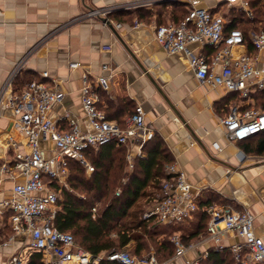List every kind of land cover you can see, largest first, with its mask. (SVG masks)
I'll return each instance as SVG.
<instances>
[{
	"label": "built area",
	"instance_id": "obj_1",
	"mask_svg": "<svg viewBox=\"0 0 264 264\" xmlns=\"http://www.w3.org/2000/svg\"><path fill=\"white\" fill-rule=\"evenodd\" d=\"M163 1L107 5L90 9L83 17L109 18L117 10ZM190 1L189 13L179 22L156 26L157 42L168 53L184 54L200 83L213 88L221 86L239 95L240 100L234 101L221 118L228 139L245 140L264 131V104L258 106L254 101V94H264V29L244 32L240 27L228 28L230 20L220 9L212 10L201 6L198 0ZM226 1L238 2L252 17L245 0ZM118 26L121 24L117 23ZM204 48H212L213 52L209 55ZM79 65L72 62L70 67ZM22 67V62L17 63L0 88V119L7 121L5 127H0V186L5 180L12 183L10 193L0 198V227L11 230L0 240V246H10L15 240L23 242L2 264H29L34 252L44 254L45 264H99L102 260L120 264H164L153 253L137 254L123 248L94 256L71 232L57 229L54 222L62 189L69 187L70 159H78L92 170L93 165L84 150L116 141L127 148L129 167L133 168V148L141 155L144 144L156 134L155 128L146 121L143 106H135L125 125L109 119L100 105L98 90L110 88L112 75L92 80L85 73L81 98L90 126L84 128L82 118L75 113L66 111L52 116L65 97L54 85L32 79L16 89L14 83ZM103 68L110 67L104 64ZM42 76L47 77L48 73L43 72ZM214 146L219 147V143L215 142ZM166 172L170 177L163 180L161 193L150 203L144 217H155L162 224L182 222L199 208L201 190L176 162L167 164ZM207 213L208 235L218 246L222 248L224 235L232 232L239 238L230 246L236 261L264 264V238L255 229L252 212L230 205H215L209 206ZM171 241L176 247V256H184L195 247V244H186L178 233L171 236ZM208 254L203 251L201 256L206 258ZM199 257L187 260L186 264H200Z\"/></svg>",
	"mask_w": 264,
	"mask_h": 264
},
{
	"label": "crops",
	"instance_id": "obj_2",
	"mask_svg": "<svg viewBox=\"0 0 264 264\" xmlns=\"http://www.w3.org/2000/svg\"><path fill=\"white\" fill-rule=\"evenodd\" d=\"M135 1L140 0H0V88L14 66L22 62L23 67L18 74L26 73L32 79L46 81L65 93L63 101L52 112L53 117L69 111L79 115L83 127L89 128L81 98L84 74H89L92 80L112 75L110 88L98 90L101 107L105 110L102 92L112 99L127 97L133 100L135 106L141 104L146 121L155 128L173 154V162L201 190L199 208L191 215V221L181 230L171 229L172 235L178 233L183 239L191 234L205 213L207 216L209 206L230 205L252 212L255 229L264 238V144L258 147L264 133L233 141L227 138L221 123L230 105L239 101V95L227 92L221 86L213 88L200 83L184 54L168 53L156 40L158 22L155 16L143 19L134 11L137 8L117 10L109 15L114 29L102 20L103 17H83L93 8ZM165 1H180L189 8L192 6L190 0ZM165 1L144 8L156 10L157 4ZM225 2L198 0L201 6L212 10L224 7ZM245 5L249 6L247 2ZM239 6L244 10L242 5ZM117 23L121 26L117 27ZM204 49L209 55L213 52L212 48ZM72 62H78L79 67L71 68ZM104 64L110 68H103ZM43 72H47L48 76L43 77ZM154 82L170 98L176 110L165 101ZM254 101L258 106L264 104V94H254ZM129 114L125 116L123 125ZM112 120L119 123L116 119ZM6 124V120L0 119L1 128ZM215 142L219 143V147L214 146ZM124 148L126 170L131 173L136 158L144 157L146 152L143 148L140 155L133 148L134 166L130 169L127 148ZM92 170L87 169L89 173ZM11 184L10 180L2 183L0 198L10 193ZM68 186L66 189L72 190L69 181ZM60 201H63V196ZM0 228L5 230L8 227ZM238 241L234 233L227 232L221 248L209 237L207 229L200 237L185 242L195 244L194 248L184 256H176L175 253L167 264H186L187 260L199 255L202 264L213 250L228 252L235 263L240 264L230 250V246ZM22 243V240H15L10 246H0V264ZM120 248L137 254L148 251L134 240ZM203 251L209 253L206 258L201 256ZM46 259L42 253L44 264Z\"/></svg>",
	"mask_w": 264,
	"mask_h": 264
},
{
	"label": "trees",
	"instance_id": "obj_3",
	"mask_svg": "<svg viewBox=\"0 0 264 264\" xmlns=\"http://www.w3.org/2000/svg\"><path fill=\"white\" fill-rule=\"evenodd\" d=\"M248 1L253 16H248L239 5L233 6L230 16L227 15L230 20L228 28L240 27L244 32L264 29V0ZM168 6L172 8L169 9ZM134 11L143 19L155 16L158 25H161L179 22L189 13L190 8L184 2L165 1L157 4L156 10L143 7ZM31 77L26 73L18 74L15 88H22L26 82L32 80ZM101 94L105 99L107 117L116 119L123 125L125 116L135 108L133 100L127 97L112 99L105 92ZM262 133L264 131L251 137ZM263 144L264 139H260L258 147H263ZM143 148L146 154L136 158L131 173L126 170V150L116 141L84 150L87 160L94 167L89 176L85 174V165L78 159H70L68 181L73 189H62L63 201H60L61 209L55 217V227L77 236L78 239H75L94 256L116 250L131 240L148 249L145 238L154 241L160 257L166 255L160 262H166V259L169 260L175 255L176 247L170 240L173 230H163L155 217H144L147 206L161 193L163 180L170 177L166 172V165L172 163L174 157L158 133ZM74 188L79 193H75ZM118 189H121L119 193ZM208 220L209 214L206 216L205 213L197 228L187 237H183L184 242L198 238L206 232ZM9 230L0 229V240L9 234ZM113 233L115 237L112 236ZM157 236L169 237L158 240ZM29 264H44L42 253L34 252ZM99 264L120 263L102 260ZM202 264L236 263L228 252L213 250Z\"/></svg>",
	"mask_w": 264,
	"mask_h": 264
},
{
	"label": "rangeland",
	"instance_id": "obj_4",
	"mask_svg": "<svg viewBox=\"0 0 264 264\" xmlns=\"http://www.w3.org/2000/svg\"><path fill=\"white\" fill-rule=\"evenodd\" d=\"M246 2H247V4L249 5L248 7H250V10L252 11V16H253V10L251 9V6H250V4H249V1L248 0H246ZM230 3H232V2H225V4L226 5H224V7H220V8H218V9H220L222 12H223V14L224 15H228V16H230V13H231V7L229 6L230 5ZM236 5H239V4H237V3H235ZM233 5H234V3H233ZM167 12H168V10H167ZM93 171V170H92ZM91 171V172H92ZM85 174L87 175V176H89L91 173H89L88 171L86 172L85 171ZM71 189H73V188H71ZM119 190H121V189H118L117 191H119ZM79 190H76L75 188H74V192L76 193V192H78ZM81 192V191H80ZM79 193V192H78ZM82 193V192H81ZM191 219H192V217L190 216V217H188V218H186L183 222H176V223H173V224H161L160 225V227L163 229V230H167V229H169V230H171V229H178V230H181V229H183L184 227H186L187 225V223H189L190 221H191ZM112 236H114L115 237V233H113L112 234ZM77 239H78V237L77 236H75ZM169 236H157V239L159 240V239H163V238H168ZM78 243H79V240L77 241ZM145 242H146V245H147V248H148V251H145L144 252V254H150V253H153V254H155L156 256H158V258L160 257V255H158L157 254V248H156V246H155V243H154V241L153 240H151V239H147V238H145ZM80 244V243H79ZM140 244V243H139ZM141 245V244H140ZM141 247V246H140ZM119 249H122V248H120L119 247ZM124 249H126V248H124ZM28 248H26V250L25 251H27L28 252ZM126 250H128V249H126ZM142 254H143V252H142ZM166 255H163V256H161L158 260L160 261V260H162V259H164V257H165ZM166 258V257H165ZM171 261H170V259L169 260H167L166 259V262H162V263H164V264H167V263H170ZM174 262V261H173Z\"/></svg>",
	"mask_w": 264,
	"mask_h": 264
},
{
	"label": "water",
	"instance_id": "obj_5",
	"mask_svg": "<svg viewBox=\"0 0 264 264\" xmlns=\"http://www.w3.org/2000/svg\"><path fill=\"white\" fill-rule=\"evenodd\" d=\"M102 20L107 21V23L110 25V27L114 29L113 24L111 23V20L109 18L103 17ZM141 67H142L143 70H145L143 64H141ZM154 83H156L155 85L158 88V90L161 93V95L163 96V98L165 99V101L171 106V108H173L174 110H176L175 105L172 103V101L170 100V98L165 94V92L162 90V88L157 84V82H154ZM178 113H180V112H178ZM181 120H183V118H181Z\"/></svg>",
	"mask_w": 264,
	"mask_h": 264
}]
</instances>
